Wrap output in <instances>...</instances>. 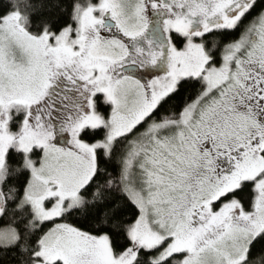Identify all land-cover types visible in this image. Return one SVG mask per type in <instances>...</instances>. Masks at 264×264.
I'll use <instances>...</instances> for the list:
<instances>
[{"label":"snow or ice","instance_id":"obj_1","mask_svg":"<svg viewBox=\"0 0 264 264\" xmlns=\"http://www.w3.org/2000/svg\"><path fill=\"white\" fill-rule=\"evenodd\" d=\"M0 264H264V0H0Z\"/></svg>","mask_w":264,"mask_h":264}]
</instances>
